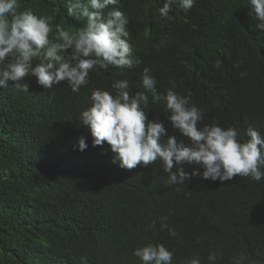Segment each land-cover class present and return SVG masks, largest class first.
Here are the masks:
<instances>
[{
	"label": "trees",
	"instance_id": "1",
	"mask_svg": "<svg viewBox=\"0 0 264 264\" xmlns=\"http://www.w3.org/2000/svg\"><path fill=\"white\" fill-rule=\"evenodd\" d=\"M163 3L120 0L139 66L91 70L79 93L66 81L44 89L34 76L19 82L28 92L11 80L0 88V264H143L133 251L149 243L174 250L172 264L193 256L209 264L211 253L219 257L215 264L241 256L240 264H264V178L221 183L193 176L169 186L160 160L120 168L107 142L93 147L78 120L92 90L115 94L112 83L127 79L132 94L145 91L140 74L150 67L159 94L174 83L177 93L191 95L204 113L198 127H235L241 141L249 127L264 136V30L249 15L248 0H195L188 11L173 5L168 18L158 12ZM68 6L20 0L19 11L53 16L51 38L57 24L78 31L86 23L70 17ZM147 95L148 119L190 144L168 121L166 102ZM81 135L85 151L75 139ZM183 167L191 173L195 166ZM164 217L175 236L160 230Z\"/></svg>",
	"mask_w": 264,
	"mask_h": 264
},
{
	"label": "clouds",
	"instance_id": "2",
	"mask_svg": "<svg viewBox=\"0 0 264 264\" xmlns=\"http://www.w3.org/2000/svg\"><path fill=\"white\" fill-rule=\"evenodd\" d=\"M248 2L249 15L264 30V0ZM194 3L195 0H164L158 12L160 17L168 18L173 5L188 11ZM110 5L113 8L105 17L103 10ZM119 6L120 0H86V3L69 0L68 15L86 18V23L78 31L57 24L55 35L50 38L53 16H38L30 8L19 11L20 0H0V88L7 89L11 80L18 90L28 92V85L19 82L34 76L44 89L66 81L74 93H79L89 83L91 70L107 71L110 66L131 70L139 66L140 60L133 57L128 40V18ZM62 53H67V58ZM34 60L38 61L35 66ZM151 72L150 67H145L140 74L145 91L132 94L127 79L112 83L115 94L100 88L91 91L90 106L81 112L78 120L89 130L93 147L107 142L115 154L113 162L119 161V167L128 170L160 160L163 171L169 174V186L184 184L193 176L221 183L236 176L256 182L264 178V136L258 130L249 127L246 130L249 139L241 141L235 127L224 129L218 124L198 127L204 113L191 102V95L177 93L174 83L166 94H159L158 81ZM148 92L153 103L166 102L168 121L190 144L178 141L175 135L169 136L162 121L148 119L144 110L149 105ZM75 139L78 150L85 151L86 137ZM185 164L194 165V170L189 173L183 167ZM166 219L161 218L160 230L175 236ZM155 226L154 220L152 227ZM133 255L143 264H172L174 250L149 243L137 247ZM218 259L216 253L208 256L209 264H215ZM242 259V256L234 257V264H240ZM185 264H201V261L193 256Z\"/></svg>",
	"mask_w": 264,
	"mask_h": 264
},
{
	"label": "bare ground",
	"instance_id": "3",
	"mask_svg": "<svg viewBox=\"0 0 264 264\" xmlns=\"http://www.w3.org/2000/svg\"><path fill=\"white\" fill-rule=\"evenodd\" d=\"M197 59V58H196Z\"/></svg>",
	"mask_w": 264,
	"mask_h": 264
}]
</instances>
